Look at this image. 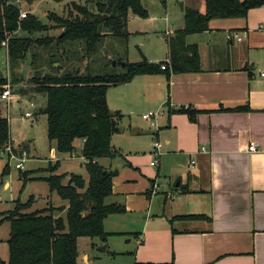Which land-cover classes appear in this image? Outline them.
I'll list each match as a JSON object with an SVG mask.
<instances>
[{
	"label": "crops",
	"instance_id": "crops-1",
	"mask_svg": "<svg viewBox=\"0 0 264 264\" xmlns=\"http://www.w3.org/2000/svg\"><path fill=\"white\" fill-rule=\"evenodd\" d=\"M211 26L192 45L200 50L218 37L230 44L222 65L171 75L168 81L140 76L107 91L109 109L112 99L115 116L124 112L127 119L112 138L117 156L107 159V166L104 159L99 164L117 173L107 203L123 205L126 212L120 215L133 224L137 220L131 233L138 241L135 263L264 264V6L245 19L214 20ZM174 32H163V61ZM226 33L243 39L227 42ZM157 53L144 59L163 62ZM182 106L194 118L178 113ZM156 107L164 114L153 128L142 116ZM34 138L31 131L29 140ZM154 142L161 145L157 167L149 166ZM251 143L255 152L247 150ZM78 258L89 263L79 251Z\"/></svg>",
	"mask_w": 264,
	"mask_h": 264
},
{
	"label": "trees",
	"instance_id": "trees-1",
	"mask_svg": "<svg viewBox=\"0 0 264 264\" xmlns=\"http://www.w3.org/2000/svg\"><path fill=\"white\" fill-rule=\"evenodd\" d=\"M21 1L32 5L49 0ZM19 2L0 0V51L7 41L10 87L23 84V70L29 60V73L33 75L28 77L26 93L31 91L45 98V107L36 115L46 117V137L60 156L75 154L82 144L80 154L87 178L73 173L58 174L60 162L49 163V176L43 180L50 196L55 193L63 203L58 206L49 200L46 208L26 213L32 201H16L14 209L4 217L9 221L10 236L6 242L7 262L0 264H77L78 241L88 237L104 242L108 236L104 221L126 212L121 204H107V198L112 196V173L99 164L118 154L111 143L119 120L108 107L107 91L140 76H164L168 81L171 75L200 72L197 46L188 45L186 39L210 31L214 20L245 19L249 11L263 7L264 0H202L203 14L196 9H184L183 28L169 37L167 61L158 64L144 58L130 64L125 59L130 39L129 15L142 20L148 17L141 0H68L70 9L65 17L50 13L46 27L34 15L19 19ZM50 29L58 34L32 37L35 32ZM113 61L125 63L122 72L111 67ZM2 77L0 87L7 82ZM177 112L190 118L195 115L189 109ZM8 144L9 122L0 118V149ZM2 170L1 176L5 177L8 166ZM27 176L28 173L22 174L21 180Z\"/></svg>",
	"mask_w": 264,
	"mask_h": 264
},
{
	"label": "rangeland",
	"instance_id": "rangeland-1",
	"mask_svg": "<svg viewBox=\"0 0 264 264\" xmlns=\"http://www.w3.org/2000/svg\"><path fill=\"white\" fill-rule=\"evenodd\" d=\"M68 0L64 3H55L51 0L34 2L32 5H27L20 0L17 3L21 12L34 15L37 18L46 17L50 13H55L58 16L65 17L69 11ZM183 4V10L181 8ZM141 5L147 11L148 17L142 20L136 16L129 15L127 31L130 34L129 42L126 46V61L130 64L133 62H140L144 56H150L158 52L161 61L165 58L164 44L166 40L162 38L164 31L172 29L180 30L184 25L183 11L184 9H196L201 14L204 13V4L202 0H141ZM166 18V19H165ZM49 26V23H47ZM58 31L50 29L45 32H35L33 38L56 36ZM199 34L190 37L186 43L192 45L199 40ZM233 35V33H232ZM218 37V36H217ZM223 36L221 35L220 38ZM219 38V37H218ZM218 38H215L210 45L197 47L199 52V67L203 69H211L222 65V58L229 56V49L231 47L228 43H222ZM243 39V38H242ZM224 40V39H223ZM228 42V41H227ZM237 45L236 42L233 43ZM197 46V45H196ZM223 55L222 58H220ZM208 56L211 58H208ZM123 57V55H122ZM5 50L0 51V70L3 71V77L10 84V74L8 78L5 73ZM227 60V59H225ZM29 60L25 64L23 70L25 80L23 84L15 85L12 89V98L9 102V107L0 102V118L7 119L9 122V138L13 153L19 156L21 151L28 153V161L24 165V170H15L13 163H8L6 155H0V261L6 263L8 259V250L6 242L9 239V221H5L4 217L9 211L15 207L16 201L27 203L32 201L31 206L25 210L26 213L38 211L48 206L49 200L56 205H62V201L54 193L50 196L49 187L43 180L44 177L49 176L46 171L48 164L53 163L55 157L60 160L58 174L70 173L81 175L84 179L87 178L85 169L83 168L84 160L81 157L79 150L73 155H58L55 152L54 143H50L46 137L47 121L42 114H37L35 120L26 119L21 120L20 116L25 111H30V104L35 105V112L45 107V98L37 93L31 91L26 93L29 89L28 77L33 73H29ZM224 62V61H223ZM114 70L120 73L123 70L120 66H115ZM8 71V67H7ZM6 82V83H7ZM5 84V83H4ZM11 86V84H10ZM110 110L115 116L117 109H114L115 103L110 99ZM160 107L150 109L151 112L158 110ZM164 109V108H163ZM161 108L162 113L164 110ZM33 110V111H34ZM149 111V110H148ZM147 114V112H146ZM9 118V119H8ZM131 118L140 122L146 123L139 115L133 114ZM117 119L119 123L127 119L124 112L118 114ZM125 119V120H124ZM122 125H119V127ZM33 132L34 139L29 140V133ZM120 132V130H119ZM6 147V146H5ZM80 148V147H79ZM5 148H2L3 150ZM120 162V161H119ZM103 165H108L107 159L101 161ZM121 163V162H120ZM8 166L9 173L2 177V169ZM116 169L112 172L114 174ZM28 173L26 180H21L22 174ZM2 181V182H1ZM9 182V188L3 189V183ZM185 185V181H183ZM50 196V197H49ZM106 202H110L108 198ZM107 203V204H108ZM137 221V220H136ZM131 223V219H126L122 215L111 216L104 223V231L108 234L105 241L102 242L100 238H82L78 241L77 248L79 254H85L89 257L88 264H137L134 262V255L136 253L137 243L131 234L135 229L137 222ZM131 223V224H130ZM105 249L103 250V248ZM79 259V258H78ZM78 264H85L84 261L78 260Z\"/></svg>",
	"mask_w": 264,
	"mask_h": 264
},
{
	"label": "built area",
	"instance_id": "built-area-1",
	"mask_svg": "<svg viewBox=\"0 0 264 264\" xmlns=\"http://www.w3.org/2000/svg\"><path fill=\"white\" fill-rule=\"evenodd\" d=\"M26 13L20 11V18L19 19H25L26 18ZM170 32H166V34H169ZM226 41L232 42H241L242 38L239 35L236 34H231V33H226ZM7 41L2 43V48L5 50V56H6V50H7ZM7 59L5 63V73L8 78V71H7ZM164 65L160 67V69H164ZM4 75V74H3ZM263 75V74H262ZM12 98V89L10 88L9 82L4 84L3 86L0 87V102L5 103L7 106L9 105V102ZM9 107V106H8ZM30 111L24 112L23 115L20 116L21 120H26V119H32L33 118V110L35 109V105L32 103L30 104ZM182 109H189L188 106H182ZM162 115L161 108L154 112H148V114L143 115L142 118L145 121H149L151 127L156 128L157 127V121L159 120L160 116ZM9 119V118H8ZM161 145L159 142H154L153 143V158L149 164V166L152 167H157L158 164V159L161 156ZM248 152H255L257 150V147L255 144L251 143L248 145L247 148ZM0 155H6L8 157V163H13L15 170L21 171L24 170V165L28 161V153H26L24 150L21 151V154L17 156L16 154L13 153L12 147L10 145H7L5 149L1 150L0 149ZM193 164V162H191Z\"/></svg>",
	"mask_w": 264,
	"mask_h": 264
},
{
	"label": "water",
	"instance_id": "water-1",
	"mask_svg": "<svg viewBox=\"0 0 264 264\" xmlns=\"http://www.w3.org/2000/svg\"><path fill=\"white\" fill-rule=\"evenodd\" d=\"M181 8H182V10H183V4H181ZM106 18V16H104V19ZM37 22L38 23H40V24H42L43 25V27H46L47 26V23H48V20L46 19V17H40V18H38L37 19ZM116 65H118V66H120L121 67V69H124L125 68V63H122V62H112V64H111V67L112 68H115V66ZM2 77V74H0V78ZM118 130H120V132L123 130V128L120 126L119 128H118ZM29 137V136H28ZM106 172H104V174H105ZM117 173L115 172L113 175H116ZM177 187L179 186V183H178V185H176ZM105 249V247L103 248V250Z\"/></svg>",
	"mask_w": 264,
	"mask_h": 264
}]
</instances>
